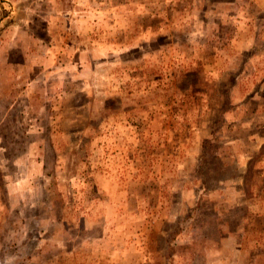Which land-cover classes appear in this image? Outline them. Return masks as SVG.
Masks as SVG:
<instances>
[{"label":"rangeland","instance_id":"1","mask_svg":"<svg viewBox=\"0 0 264 264\" xmlns=\"http://www.w3.org/2000/svg\"><path fill=\"white\" fill-rule=\"evenodd\" d=\"M0 264H264V0H0Z\"/></svg>","mask_w":264,"mask_h":264},{"label":"crops","instance_id":"2","mask_svg":"<svg viewBox=\"0 0 264 264\" xmlns=\"http://www.w3.org/2000/svg\"><path fill=\"white\" fill-rule=\"evenodd\" d=\"M221 52H223V51H221ZM221 52H217V54H218V56H219V54L220 55H222V53ZM244 99H245V96L242 98V99H240V101H243L244 102ZM243 109V108H242ZM244 109H246V108H244ZM237 111H239V109H236ZM242 112H243V114L246 116V114H248V112L247 111H244V110H241ZM253 116H254V114H253ZM256 119H258L256 116H254ZM259 165V163L256 161L253 165H252V169H251V172L252 171H255L256 172V170H258V166ZM257 177H259V176H257ZM255 180V179H254ZM257 181V180H256ZM255 181V182H256ZM225 189H228V187L227 188H225ZM250 190V192H251V195L250 196H248V198L246 197V200H250L252 197L254 198V195L252 194V193H255L254 191L255 190H253V189H251V188H249ZM257 194V193H256ZM244 204V206L246 205V203L244 202L243 203ZM248 205V204H247Z\"/></svg>","mask_w":264,"mask_h":264}]
</instances>
